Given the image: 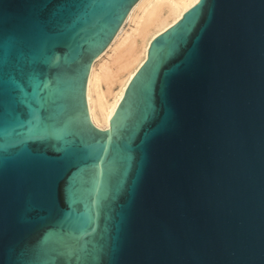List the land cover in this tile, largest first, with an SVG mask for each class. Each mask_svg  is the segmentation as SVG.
Segmentation results:
<instances>
[{
    "label": "water",
    "instance_id": "95a60500",
    "mask_svg": "<svg viewBox=\"0 0 264 264\" xmlns=\"http://www.w3.org/2000/svg\"><path fill=\"white\" fill-rule=\"evenodd\" d=\"M139 1L0 0V264H264V0H199L100 129Z\"/></svg>",
    "mask_w": 264,
    "mask_h": 264
},
{
    "label": "bare ground",
    "instance_id": "6f19581e",
    "mask_svg": "<svg viewBox=\"0 0 264 264\" xmlns=\"http://www.w3.org/2000/svg\"><path fill=\"white\" fill-rule=\"evenodd\" d=\"M198 1L140 0L132 8L113 41L91 66L87 103L95 126L110 129L113 114L130 81L147 59L153 39L177 23Z\"/></svg>",
    "mask_w": 264,
    "mask_h": 264
},
{
    "label": "rangeland",
    "instance_id": "374dc122",
    "mask_svg": "<svg viewBox=\"0 0 264 264\" xmlns=\"http://www.w3.org/2000/svg\"><path fill=\"white\" fill-rule=\"evenodd\" d=\"M130 26L127 25L126 29H128ZM114 90H117L116 86L113 87ZM103 89H106L105 86L103 85Z\"/></svg>",
    "mask_w": 264,
    "mask_h": 264
}]
</instances>
